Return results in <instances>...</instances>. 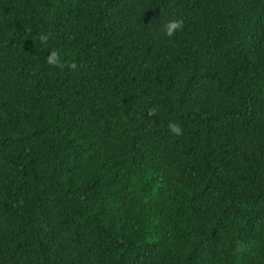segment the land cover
Segmentation results:
<instances>
[{
  "label": "trees",
  "instance_id": "trees-1",
  "mask_svg": "<svg viewBox=\"0 0 264 264\" xmlns=\"http://www.w3.org/2000/svg\"><path fill=\"white\" fill-rule=\"evenodd\" d=\"M0 264H264V0H0Z\"/></svg>",
  "mask_w": 264,
  "mask_h": 264
},
{
  "label": "clouds",
  "instance_id": "clouds-1",
  "mask_svg": "<svg viewBox=\"0 0 264 264\" xmlns=\"http://www.w3.org/2000/svg\"><path fill=\"white\" fill-rule=\"evenodd\" d=\"M182 29H183V21L180 19H172V20H169L168 22L165 23V25L162 29V32H163L164 36L171 39L176 32H178ZM40 40L42 42H46L48 40V36L43 35L40 37ZM46 62L52 68H61L62 69L64 67V64L61 62L59 53L56 50H53L50 52V54L46 58ZM69 67L75 68L76 66H75V64H72ZM149 114L151 115L152 113H149ZM166 126H167V130L170 133L177 135V136L182 134L181 127L174 120H169L167 122ZM242 249H243V246L238 248L237 251H241ZM238 259H239V257H238Z\"/></svg>",
  "mask_w": 264,
  "mask_h": 264
}]
</instances>
